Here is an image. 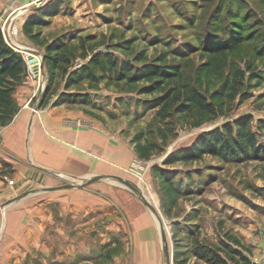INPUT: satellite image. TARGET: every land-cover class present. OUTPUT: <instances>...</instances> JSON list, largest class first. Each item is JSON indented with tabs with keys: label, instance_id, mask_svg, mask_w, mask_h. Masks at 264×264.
Wrapping results in <instances>:
<instances>
[{
	"label": "rangeland",
	"instance_id": "374dc122",
	"mask_svg": "<svg viewBox=\"0 0 264 264\" xmlns=\"http://www.w3.org/2000/svg\"><path fill=\"white\" fill-rule=\"evenodd\" d=\"M36 1H0L3 35L30 49L18 50L11 45L21 52L27 65V76L17 87L15 98L20 107L26 103L32 108L37 103L42 108L53 105L64 90L88 93L89 102L59 104L74 106L77 114L67 118V124L80 131L85 143L79 141L77 146L96 155L99 166L98 173L54 178L55 186L69 184L70 188L33 192L3 207L6 201L42 184L2 189L0 264H135L140 243L132 239L138 228L132 218L144 216L161 238L156 247L148 244L147 252L140 251L141 264H165L162 234L170 264H211L190 252L175 256V239L180 237H173L174 222L193 229V239L215 248L223 247V240L233 236L249 264L254 260L264 264V156L242 160L206 153L191 162H167L170 153L188 149L203 131L240 117L251 118L258 144L264 145V132L257 128L264 120V0H58L59 13L33 25L37 37L31 38L23 23L50 0L24 9ZM235 19L244 27L243 40L227 52L222 69L203 73L199 81L197 67L207 59L205 49L215 38L226 42ZM60 40L66 41L60 51L65 60L48 85L49 72L43 60L46 43ZM93 53L101 54V66L106 64L102 54L110 53L116 59L115 69L123 60L140 67L164 56L161 63L177 64L182 82L201 90L219 88L230 65L243 68L250 63L260 77L244 81L242 94L226 105L224 114L199 122L195 115L180 116L170 109L167 123H163L156 113L159 107L152 106L160 95L144 91L145 80L128 85L104 77L66 88V74L86 63ZM140 53L143 58L137 60ZM30 54L38 76L28 63ZM94 71L106 72L105 67ZM47 85L48 101L41 105ZM157 125L164 127L167 135L164 144L155 130ZM148 141L155 147L148 157H142L136 144ZM11 166L0 168V179L14 186ZM162 173L177 191L165 186ZM96 174L123 177L138 189L114 178L85 183ZM184 226L180 235L185 233Z\"/></svg>",
	"mask_w": 264,
	"mask_h": 264
},
{
	"label": "trees",
	"instance_id": "16d2710c",
	"mask_svg": "<svg viewBox=\"0 0 264 264\" xmlns=\"http://www.w3.org/2000/svg\"><path fill=\"white\" fill-rule=\"evenodd\" d=\"M60 11L58 0H50L47 4L38 8V11L30 19L23 23V30L31 38L37 37V32L33 30V25L45 22L44 17H52ZM244 27L240 21L235 19L231 29L228 31L226 42H219L215 38L210 47L205 49L207 59L197 67V78L200 76L218 72L225 65V56L227 52L234 49L242 40ZM254 37V36H253ZM64 40L59 43H46L43 60L46 63L49 75L48 85L52 83L57 70L61 67V62L65 57L61 56L60 51L65 45ZM264 53V47H263ZM106 58V64L101 66L100 53H93L88 61L78 68L70 70L65 77L66 88L78 84L87 79L97 81L104 77L124 81L125 84H132L141 80L147 81L143 90L148 93L158 92L160 96L153 101L152 106L159 107L156 113L160 116L163 123L166 117L173 112L182 116L195 115L199 122L204 118H215L218 114L225 113V107L231 103L238 93H241L244 81L253 77H260L259 73L251 70L250 63L243 68L234 65L229 66V70L219 88L213 91L201 90L198 87L190 86L182 82V73L179 66L175 63L164 64V56H159L153 61L143 64L140 67L131 65L127 60H123L116 68V59L110 54H102ZM142 53L137 56V60L142 59ZM105 67V73L96 74L95 69ZM113 71H116L115 73ZM249 73V74H246ZM27 76V65L21 52L14 49L5 39L0 29V125L8 124L19 110V104L15 98L17 87L22 84ZM92 84V83H91ZM46 86V91L48 89ZM41 95L40 103L47 102V92ZM242 94V93H241ZM89 95L79 91H61L54 101L53 105L62 102H89ZM249 116L235 118L232 121H225L220 126L208 131H203L191 143L188 149H181L170 153L167 162L176 161L191 162L199 160L206 153L230 157L233 159H249L251 157H263L264 145L258 144V134L250 125ZM167 123V122H166ZM168 127V126H166ZM164 128V127H163ZM162 126L155 127L161 143H166L167 135ZM258 131L264 132V120L257 123ZM262 133V132H260ZM264 134V133H262ZM139 154L142 157H148L153 151L155 145L152 141L147 143L137 142ZM162 181L171 192L177 191L176 187L171 185V181L162 173ZM171 197V194L169 193ZM173 199V198H172ZM184 225L178 222L173 223V237L175 239V256L185 255L190 252L196 257L205 260L211 264H249L248 256L238 247L240 242L233 236H228L223 240V247L215 248L211 245L199 241L196 237L193 239V229H185V233L180 235ZM181 241V242H179ZM232 242V243H230ZM182 247L183 250H178Z\"/></svg>",
	"mask_w": 264,
	"mask_h": 264
},
{
	"label": "crops",
	"instance_id": "0c3cea01",
	"mask_svg": "<svg viewBox=\"0 0 264 264\" xmlns=\"http://www.w3.org/2000/svg\"><path fill=\"white\" fill-rule=\"evenodd\" d=\"M38 106L36 103L30 108L25 103L9 124L0 125V168L12 165L10 177L14 185L5 184L0 179V191L18 190L31 183L42 184L39 188H49L42 191H55L52 190L55 189L54 178L58 175L98 173V157L77 146L78 143H85V140L80 139V131L75 126L67 124V118H73L77 114L74 106ZM102 161L108 162L104 159ZM132 221L138 223L137 232H134L132 239L140 243L136 249L135 264H141L140 251L143 249V253L147 252L149 245L156 247V241L159 242L161 236L156 226L149 222V218H132ZM159 251L161 253V249Z\"/></svg>",
	"mask_w": 264,
	"mask_h": 264
},
{
	"label": "water",
	"instance_id": "95a60500",
	"mask_svg": "<svg viewBox=\"0 0 264 264\" xmlns=\"http://www.w3.org/2000/svg\"><path fill=\"white\" fill-rule=\"evenodd\" d=\"M43 2H44V0H37L34 4L33 3L32 4H28L24 9L29 8V7H34V6L38 5V4L40 5ZM4 37L6 38V41L7 42L9 41L8 43L10 45L14 46L16 49L23 50V51L29 50V52H30V49H27L25 47H20L18 45H15L12 41H10V38L6 34H5ZM41 58H42V56H41ZM34 59L35 58H33L31 56V54H30L29 59H28V63L31 65V68H32L31 70L34 72V74L36 76H38V73H37V64L35 63V60ZM99 178H114V179H116V180L124 183L126 186L130 187L133 190H137L138 189V187L135 184H133L129 180H127V179H125L123 177L117 176V175H98V174H96V175H93V176H90V177L86 178V182L85 183L91 182V181H95V180H97ZM69 186H70L69 184H63V185L55 186L54 188H57V187H69ZM47 189H49V188H46L45 187V188H35V189H31L30 191H28L26 193H22L19 196H16V197H14V198L6 201L5 204L2 205V207L5 206L6 204H10V203H12V202H14V201L22 198L23 196H26L27 194H30V193H33V192L35 193V192H38L39 190H47ZM142 200H143V202L148 207H150L151 209H153L152 206L150 205V203L145 198L142 199ZM162 240H163V248H164V256H165V264H170V258H169V253H168V249H167V242H166V239H165V237H164L163 234H162Z\"/></svg>",
	"mask_w": 264,
	"mask_h": 264
},
{
	"label": "built area",
	"instance_id": "2783aa9c",
	"mask_svg": "<svg viewBox=\"0 0 264 264\" xmlns=\"http://www.w3.org/2000/svg\"><path fill=\"white\" fill-rule=\"evenodd\" d=\"M251 264H259L258 260H254Z\"/></svg>",
	"mask_w": 264,
	"mask_h": 264
}]
</instances>
